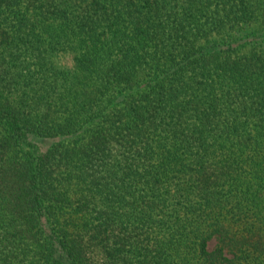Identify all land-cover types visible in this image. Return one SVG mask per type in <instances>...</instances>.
<instances>
[{
  "label": "trees",
  "instance_id": "obj_1",
  "mask_svg": "<svg viewBox=\"0 0 264 264\" xmlns=\"http://www.w3.org/2000/svg\"><path fill=\"white\" fill-rule=\"evenodd\" d=\"M0 264H264V0H0Z\"/></svg>",
  "mask_w": 264,
  "mask_h": 264
},
{
  "label": "rangeland",
  "instance_id": "obj_2",
  "mask_svg": "<svg viewBox=\"0 0 264 264\" xmlns=\"http://www.w3.org/2000/svg\"><path fill=\"white\" fill-rule=\"evenodd\" d=\"M210 246H212V242L210 243Z\"/></svg>",
  "mask_w": 264,
  "mask_h": 264
}]
</instances>
